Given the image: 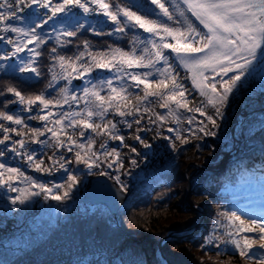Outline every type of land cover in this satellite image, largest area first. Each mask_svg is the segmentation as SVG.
<instances>
[{
  "label": "bare ground",
  "instance_id": "obj_1",
  "mask_svg": "<svg viewBox=\"0 0 264 264\" xmlns=\"http://www.w3.org/2000/svg\"><path fill=\"white\" fill-rule=\"evenodd\" d=\"M171 6H174L176 3L180 4V7L185 10V16L187 20L192 23V25L197 28L201 33H207V29L204 28L202 24L194 17L191 12L186 10V6L180 0H166ZM0 2H2L0 0ZM61 2V0H52V5ZM145 5L152 6L155 9H159L156 4H153L151 0H141ZM162 3V2H160ZM88 6L91 9L90 12L85 13L83 9L80 8H70L67 13H58L56 17H53L48 21V23L41 29L37 28L39 35L42 32H45L49 35L53 34H64L65 28L72 24L83 23L84 25L89 24L91 29L103 28L110 29L114 27L115 22L107 15L104 14L105 10L100 9L98 5L93 4L88 0ZM31 11L35 15L32 17L34 21L40 22L46 19L48 16H51V11L49 9L40 7L39 5H34L31 9H25V12ZM108 11H110L108 9ZM23 16L24 13H21ZM92 15V16H90ZM139 15V14H137ZM141 16V15H140ZM143 17V16H142ZM182 23H184V18L181 17ZM138 30L139 41L138 48L131 53L135 55H146L144 52L145 48L152 50V45L149 41H155L156 43L161 42V36H164V42L175 43V41L164 33H159L153 35L151 33L145 32L144 29L140 28L135 24L134 21H131ZM10 23L15 26H23L22 21H10ZM184 28L186 25L184 23ZM0 36H4L5 39L0 41V65L8 67L11 64H16L22 67L26 63H31L35 59V52L37 45L35 43L27 44V47L23 51L12 55L15 51L12 44H8V38H11L15 43H27V38L20 36L18 37L16 33H2ZM198 39V37H197ZM30 49L34 51H30ZM168 59V64L171 65L173 70V75L176 76L177 82L183 85L185 91V99L189 104V107L195 109L197 107L206 111L207 114L214 115V109L207 104L206 98L200 95V92L192 84V76L188 70H186L179 62L177 54L172 52L170 49H161ZM113 56V50L109 53H80L79 60L75 59L77 71H72L68 67L67 61L65 62L64 68H61L60 63V77L59 80H64V77L67 76L69 81L63 84V88L67 89L68 101L66 102L68 106H62L65 102L63 101L62 93L56 98V100H61L60 105H51L48 109H45L43 105L37 106L32 105L31 111H29V106L27 104H21L18 101V98L12 94V102L15 106L19 108V114L22 119L25 120L27 127L23 125H15L7 121L0 120V124L9 129H17L21 135H17L16 132L9 131L7 135L11 137V144L9 146L0 145V150L5 151L3 158L4 164L6 167L19 169L23 176L17 175L11 181V187L18 189L21 186L22 189H29L32 192H38L39 195H35L34 198H29L28 205L18 208H5L0 204V243H4L5 240L12 233L18 229L20 225L24 223L27 218L25 216L30 215V210H41L47 211L54 203H61L63 200L52 199V195H63L67 190L68 176L74 175L80 181L75 187H73L69 195L82 192L84 189L91 185L93 179H99L102 181H107L110 187L115 193L120 195L122 199L127 197L128 190L133 187L137 179L139 181L147 182L151 180L150 176H155L160 168H163L169 159H172L173 155L178 153L180 150L185 149L190 142H193L197 148L208 147L216 151H221V142L225 139H230L231 145L227 147L226 154L227 159L224 161V165L231 163L235 157L233 154L236 151L243 149L244 135L243 124L237 123L244 116L255 115L258 111H264V62L257 63L253 62L254 67L250 68L248 72L244 74L241 80L238 82L237 87L233 89V92L229 94L226 104L221 108V114L219 116L214 115L216 120V127H213L208 121L206 116L200 115L196 111H188L185 108H177L174 103H170L168 108L160 107V104L163 102L159 97H149L148 100L144 101L141 104V111L139 113L133 110L132 115L121 116L116 110L115 106L110 107L105 114L104 120H101L99 117H93L94 123H107L112 121L116 124V128L113 130L114 135L122 136L124 138L123 143L120 140L112 139L108 135H98L92 129H82L78 126L67 127L70 124L72 117H66L63 121L65 127V132L73 136V139L77 143H82L87 145L89 140H93L94 144L92 146V151L97 154L98 157V166L89 169L86 164L76 162L75 153L76 151H85L82 149L76 148L74 144H70L67 140V135L64 133H59V139L64 141V145L60 146L57 144L56 137L52 136V133L47 131L49 128L59 129V125H55L54 121L61 117V114L83 112L85 108V99L84 89L91 88L93 85L97 86V91H100L102 96L111 95V91L107 86V81H112V86L120 89L126 88L127 93L131 94L132 102L135 103L134 97L137 95H143L144 86L141 84L138 87L135 84V81L130 79V76L133 74L142 75L144 72H151L152 75L148 77L150 81H157L164 79V76L161 75V72L167 67L164 61L161 60L155 63L154 67L145 69V68H128L127 65H121L119 61V56L117 55V60L114 61L115 66H110L107 69L97 68L94 65L93 58L96 59H105L111 60ZM7 57V58H3ZM76 57V58H77ZM264 61V57L260 58ZM72 61V60H71ZM81 65H86L90 67V71L84 72L81 68ZM19 71V68H17ZM25 75L32 72H21ZM209 80L213 83H216L218 90L222 91L221 82L228 80L232 75L236 73H229L228 76L216 75L211 71L205 73ZM169 85L171 81H167ZM72 97H76V100H73ZM94 99V98H93ZM38 103V102H37ZM115 105V102H114ZM148 107L151 109L150 112H144L143 108ZM121 109L124 111L131 110V104L125 108L121 105ZM169 109H172L175 112V115L179 117V122L169 115ZM51 112L52 115L48 117L47 120L33 119L31 117L45 116L48 112ZM157 114L165 117L163 121L157 119ZM86 118V117H85ZM79 120L80 117H75ZM139 120L140 123L137 124L135 121ZM150 120L159 121L157 128L153 129L150 125ZM191 120V123H189ZM29 121L38 122L41 124V127L36 128L42 130L44 133L42 136H36L41 141L36 143L38 140L28 139L32 142H24V147L20 148L21 152L11 151L13 147L17 149L16 142L19 140L24 141V133L26 130L30 131L35 129ZM203 122V124H201ZM131 124V127L128 126V129L124 125ZM206 125L210 131L215 132L214 136L205 135L203 132L199 131V128ZM179 131V134L188 139V143H182L181 140L176 139L177 132L179 128L182 129ZM169 128H175V131H169ZM81 131L84 132V135L81 136ZM143 131L144 138L143 143L140 141L135 142V137L140 135ZM5 133L3 129L0 128V139H3ZM45 143L46 146H43ZM36 143V145H35ZM101 144H105L106 147L102 148ZM149 145L145 147L144 145ZM69 147L72 148V151H69ZM135 148L136 151L133 152L132 149ZM18 150V149H17ZM32 152V159L34 161L46 160L50 158L51 160L61 162L64 164V167L48 164L49 168L47 169L44 165H40L38 170L32 159H29V152ZM115 150L119 153L120 161L123 163V167L120 168L117 163L114 162L115 158L113 156H104V152H112ZM240 161L243 164L248 163V159H252V162L257 160L264 162V150H260L257 154H249L246 157H240ZM6 159V160H5ZM135 160L136 163L132 164V161ZM149 160V161H148ZM148 162V164H147ZM251 162V161H250ZM1 163V162H0ZM112 163V167L109 168L108 164ZM257 163V162H256ZM2 171V170H0ZM7 175V174H6ZM120 177V183L118 184L115 180V177ZM29 181H35V184H29ZM39 184H44L47 188H51L52 192L47 193L40 190L37 186ZM54 185H64V187H54ZM123 185V187H121ZM19 194V191H11L8 185L0 184V199L6 198L7 196L12 198L15 195Z\"/></svg>",
  "mask_w": 264,
  "mask_h": 264
},
{
  "label": "snow or ice",
  "instance_id": "obj_2",
  "mask_svg": "<svg viewBox=\"0 0 264 264\" xmlns=\"http://www.w3.org/2000/svg\"><path fill=\"white\" fill-rule=\"evenodd\" d=\"M91 3L98 5L100 9L105 10L104 14L109 16L114 22H118V16L120 13L129 21H134L136 25L144 29L145 32L151 33L153 35L164 33L170 36L175 43L164 42V36H161V42L156 43L155 41H149L152 45V50L148 48L144 49L146 55H135V53L124 52L121 49H114L113 56L111 60L96 59L93 58L95 67L107 69L110 66L114 67V61L117 60V55L119 56V63L121 65H127L128 68L138 67L149 69L154 67L155 63L163 60L167 67L161 72L164 79L157 81H150L148 77L152 75L151 72H144L142 75L133 74L130 76L132 81H135L136 86H144L143 95H137L134 97L135 103L132 102L131 94L127 93L126 88L117 89L112 86V81H107V86L111 91V95L105 97L97 91V86L93 85L91 88L84 89L85 108L83 112L67 113L61 114V117L54 121L55 125H59V129L49 128L47 131L52 133L53 137H56L57 144L60 146L64 145V141L59 139V133H64L67 135V140L70 144H74L76 148L85 150L83 152L76 151L75 158L76 162L84 163L89 169L98 166L97 154L92 151V146L94 144L93 140H89L88 144L77 143L73 139L72 135L65 132V125L63 123L66 117H72L70 124L67 127L78 126L82 129H92L98 135H108L112 139L120 140L123 143L124 138L122 136L114 135L113 130L116 128V124L112 121L107 123H94L93 117H99L104 120L105 114L110 107L115 106L116 112L121 116L132 115L133 110L137 113L141 111V104L148 100L149 97H159L161 101L160 107L168 108L170 103H174L177 108H185L188 111L199 112L200 115L206 116L207 121L216 127V120L214 115L219 116L221 114V108L226 104L228 96L233 92V89L237 87L238 82L244 76L250 68L254 67L253 62L257 63L264 62L260 58L264 57V0H182L183 4L186 5V10L191 12L193 16L207 29V33H201L197 28H195L191 22L187 20L185 16V10L180 7L179 3H176V11L180 17L184 18V23L186 28H175L170 27L166 23L158 22L157 20H148L135 12L130 11L128 8H118L117 12L108 11L110 5L105 3L104 0H90ZM153 4H156L161 10L163 16L167 17L168 20H173V14L169 12L168 8L165 7L160 0H151ZM34 5H39L40 7L49 9L51 11V16L46 19L37 22L32 19L35 15L31 11L25 12V9H31ZM80 8L83 9L85 13L91 11L88 6V0H61V2L52 5V0H2L0 2V32L2 33H16L18 37L23 36L27 38V43L21 41V43H15L11 38H8L7 43L12 44L15 51L12 55L23 51L27 44L35 43L37 47L43 44L44 39L38 34L37 28H43L50 19L56 17L58 13H67L70 8ZM21 13H24L22 16ZM22 21L23 26H15L10 23V21ZM78 28H83L84 24H77ZM123 28L118 29V31H123ZM65 34L68 36H74L75 31L65 30ZM198 37V39H197ZM5 39L4 36H0V41ZM162 48L170 49L172 52L177 54L180 64L192 74V84L197 88L202 97L206 98L207 104L214 109V115L207 114L206 111L197 107L195 109L189 107L188 102L185 99V89L183 85L177 82L176 76L173 75V70L171 65L168 64V59L165 57ZM30 51H34L30 49ZM55 51V49H53ZM39 55V53H35ZM7 58V57H3ZM77 60L80 57L76 58ZM60 66L64 68L66 58L59 57ZM68 67L72 71H77L75 63L71 60L67 61ZM9 70L16 71L19 68L20 72H32L39 75L36 68L32 66L31 63H26L22 67L11 64L8 66ZM84 72L90 71V67L86 65H81ZM211 71L216 75L228 76L229 73H236L232 75L228 80L221 82L222 91L218 90L216 83L209 80V77L205 74ZM68 77L65 76L64 79ZM56 79L55 74L53 75V80ZM171 81V84L167 81ZM52 85H49L51 87ZM9 92L13 93L17 98L19 103L27 104L29 106V111H31L32 105H43L45 109H48L51 105H60L61 100L48 99L44 94L35 95L33 97H25L19 91L14 88H9ZM68 90L62 89L61 93L63 96V101L66 103L68 101ZM89 97L94 98L89 99ZM76 100V97H72ZM38 102V103H37ZM115 102V105H114ZM11 103V102H9ZM131 104V110L124 111L121 109V105L125 108ZM144 112H150L151 109L148 107L143 108ZM52 113L49 111L45 116L31 117L33 119L47 120ZM169 115L173 116L176 122H179V117L175 115L172 109H169ZM75 117H80L79 120ZM86 117V118H85ZM157 119L163 121L165 117L157 114ZM0 120L7 121L15 125L25 124V120L20 116L15 114H9L7 111H0ZM137 124L140 123L139 120L135 121ZM191 123V120H189ZM203 124V122H201ZM131 127V124L128 125ZM0 128L3 129L5 135L3 139H0V145L5 144V141L10 140V136L7 135L9 131L16 132L19 136L21 133L17 129H9L0 124ZM169 131H174V129L169 128ZM200 132L205 135L214 136L216 133L210 131L206 125L199 128ZM33 135L42 136L44 135L39 129H32ZM81 136L84 132L81 131ZM136 140L143 143L140 136L135 137ZM176 139L181 140L182 143H188V139L182 137L179 132H177ZM40 143V141H36ZM16 143L19 144L20 148L24 147V141L19 140ZM145 147L149 145L145 144ZM101 147H106L105 144H101ZM8 149L0 150V156H4L5 151ZM69 151L72 148L69 147ZM11 151L16 152L17 149L13 147ZM133 152L136 151L135 148L132 149ZM105 157L113 156L115 158L114 162L119 165L120 168L123 167V163L120 161L119 153L113 150L112 152L105 151ZM31 160L32 157L29 156ZM43 163V162H41ZM53 163L57 161L53 160ZM136 161L133 160L132 164ZM64 167V164L60 165ZM37 169H40V164L36 165ZM108 167H112V163L108 164ZM0 184L8 185L11 191H19L21 195L13 199L12 203L25 204V202L33 195H39L38 192H32L29 189H16L11 187V181L17 176H23V173L19 169L6 167L4 164L0 163ZM7 174V175H6ZM116 182L120 183V177H115ZM69 183L67 184V190L63 195H52V199L63 200L69 196L70 190L75 187L80 181L75 175L68 176ZM29 184H35V181H29ZM41 191L51 193L52 189L47 188L44 184L37 185ZM54 187H64V185H54ZM123 187V185H121ZM223 217L228 220V229L225 232L226 240L219 236H213L208 240L211 243L213 239L221 240L222 243L231 244L236 250L239 251L241 257L251 258L257 255L256 251H253L254 245L259 246V249H264V222L257 219H251L249 221L242 220L235 212L232 213H222ZM239 222L238 224L236 222ZM219 224V221H217ZM232 229H235L233 232ZM239 233H251L253 235H245L243 237L239 236ZM219 247V245H217ZM260 259L264 261V254H260Z\"/></svg>",
  "mask_w": 264,
  "mask_h": 264
},
{
  "label": "trees",
  "instance_id": "obj_3",
  "mask_svg": "<svg viewBox=\"0 0 264 264\" xmlns=\"http://www.w3.org/2000/svg\"><path fill=\"white\" fill-rule=\"evenodd\" d=\"M125 37L127 39L129 34L125 33ZM79 40L81 36L69 38L68 50L76 48ZM109 40L111 38L103 34V41ZM43 45L46 51L43 53L42 49L37 65L39 75L34 80L0 71V110L4 107L3 93L8 88H18L32 95L43 89L49 75L47 65L51 58L50 50L54 46L52 42ZM255 134L264 142V127L256 128ZM186 164L187 160L180 158L165 174L167 185L159 193H164L166 198L156 201L154 196L138 191L127 208L118 213L117 225L99 211L89 215L73 212L67 220L45 226L41 234L31 235L25 245L2 251L0 264H101L98 254L102 256L107 248H110L109 254L115 260L130 248L144 255L148 264H161L156 260L157 242L169 232L190 229L201 216L200 211L183 207L175 200L183 183L177 177ZM204 177L205 174L199 176L193 183L195 192L191 195V202H196L203 190L210 195L212 206L199 203L204 209L206 225L198 230L197 235H189L188 239L181 241L175 238L166 242L162 247L165 258L170 264H264V261L254 256L241 257L230 243L225 244L216 239L208 243L213 236L227 239L225 232L228 230V220L221 214L234 211L229 207L222 190L227 181L217 180L213 184H201L199 188L198 184Z\"/></svg>",
  "mask_w": 264,
  "mask_h": 264
},
{
  "label": "rangeland",
  "instance_id": "obj_4",
  "mask_svg": "<svg viewBox=\"0 0 264 264\" xmlns=\"http://www.w3.org/2000/svg\"><path fill=\"white\" fill-rule=\"evenodd\" d=\"M2 1V0H1ZM160 2H162L166 8H168L169 12L173 14V20H168L167 17L163 16L162 12H155L153 14H151V16H148V15H143L131 8H128L127 5L125 4H122L120 3L117 7V10L118 8H128L130 11H133L135 12L136 14H139L141 16H143L144 18L148 19V20H157L158 22H163V23H166L168 26L170 27H175V28H181V29H184V23H182V20H181V17L178 15L176 9L174 8V6H171L166 0H160ZM116 10V12H117ZM0 11H2V9H0ZM115 13V12H114ZM119 15H121L127 25L129 27H131V29L133 30V37L131 39V43H130V47L129 48H126L124 49L123 47L119 46V45H116V44H113V43H109V45H106V46H94V44H89L87 43V45H85V47H83L81 50L79 51H76L74 54H72V56H66V55H54V58L52 60V63L50 65V69H51V81L50 83L47 85V87L45 88V91L42 93L46 96V98L48 99H53V100H56V98L59 96V94L61 93V90L64 89L63 88V84L67 83L69 81V79H64V80H59L60 77H58V75L60 74V66H59V57L63 56L66 58V60H72V61H75L76 57L80 55V53L82 54H87V53H96V52H102V53H109V51L111 50H114V49H121L122 51L124 52H128V53H131L132 51L136 50L138 48V44H139V41H137V38H138V30H136L135 26L133 25V23L129 20H127L126 17L123 16L122 13H120ZM116 24L117 22H115L114 24V27L106 30V31H110L111 34L115 35V36H119L120 34V31H118V28L116 27ZM77 25H74L71 23V25H69L68 27L65 28V30L67 31H70L71 28H74L76 27ZM98 29H101V28H97V29H93L94 31H97ZM92 30V29H91ZM92 30V31H93ZM105 30V29H104ZM65 32L64 34H53V35H49L45 32H42V34L40 35L42 38H44L45 40H49V39H53L54 37L57 38L58 41H60L61 39H63L65 37ZM41 45H39L40 47ZM38 49V47H37ZM37 49H36V52L37 53ZM46 51V48L45 46L43 45V53ZM35 58L34 59V62H33V67H35V62H37V58H38V55L35 54ZM0 69H8V67L4 66V65H0ZM36 73H30V74H27L25 76H28V77H33ZM55 74L56 76V79L53 80V75ZM49 85H52L51 87H49ZM12 94L11 92H9L8 90H6V93L4 94V100H2L3 102V106L4 108H6L5 110H2L3 111H7L9 114H15V115H18L20 112H19V108L17 106L14 105V103L12 102ZM24 96V95H23ZM26 98L27 97H31V96H25ZM89 99H92L94 101L93 98L89 97ZM11 102V103H9ZM62 106H68L67 103H64L62 104ZM264 120V111L263 110H259L258 113H255V115H246L244 116V118H242L239 122L237 123H241L243 124V135H244V141H243V149L239 150V151H236L234 154H233V157H235L233 160H231V163L228 164V165H224V161L225 159H227V154H226V149L229 145H231V140L230 139H225L221 142V147H222V150L221 151H216V150H212L210 149L208 146L209 145H206L205 147H201V148H197L195 146V144H193V142H190L188 144V146L185 147V149L183 150H180L178 153L174 154L172 159H169V163H167V165H165L163 168H160L159 171H157L158 173L157 174H161L163 173L164 171L162 170H165L169 167L170 164H172L174 161H176V159L180 158V156H185L186 158L192 160L195 165H196V168L197 169H202V168H205V169H209L212 171V175L209 176L210 179H213L214 177H221V178H224L227 174V172L231 169H235L236 167H240L241 169H243L244 171L246 170H251L252 168H254L252 166V163L250 161H252V159H248V163L246 164H243L242 161H240V157H246L248 156L249 154H256L258 150L262 149V145H259V143H256V141H254V137H251L249 138V136L247 135V131L249 129H251L252 127H254L256 124H258V122H261ZM29 123L36 129V128H39L41 127V124L38 123V122H33V121H29ZM159 125V121L156 120V121H152L150 120V127L155 129L157 128V126ZM126 127V129H128V125H124ZM174 131L176 130L175 128H173ZM184 128L182 127L179 128L178 132L179 131H182ZM42 131V130H40ZM24 142H30L28 141V139H33V141L35 140H38V141H41L38 137H36L35 135H33V132L32 130L28 131L26 130L25 133H24ZM141 139L144 138V135H143V131H141L140 135ZM136 141L138 140H135L134 142V145L136 144ZM32 143V142H30ZM37 143V142H36ZM35 143V145H36ZM253 144L256 145L255 146V150H250L249 149V144ZM11 144V137H10V140L8 141H5V144H3L2 146H9ZM43 144V142H42ZM17 145V151L15 152V155H17V152H21L20 150V146L18 143H16ZM43 146H46V144L44 143ZM47 147V146H46ZM254 148V147H253ZM35 150H32L31 152H29V156L32 155V152H34ZM83 152V151H81ZM201 154L202 157H199L198 159V155ZM56 159V158H55ZM54 159V160H55ZM6 160V159H5ZM4 159L3 158H0V162L3 163ZM32 161L35 163V164H40V165H44L47 169L49 168L48 164H54V165H57L59 166V164H61V162H58L57 163H53V160H51L50 158L46 159V160H41L43 163H41L40 161H34L32 159ZM149 161V160H148ZM148 164V162H147ZM204 164L206 166H204ZM211 165L212 167L209 168L208 166ZM72 175H74V173H72ZM184 174L181 173L180 177H183ZM135 185L133 187H131L129 190H128V199L127 201L130 199L131 197V194L137 190L138 188H145V187H148V188H151V187H154L152 186V184H149V185H145V184H142L141 182H139V180L137 179V181L134 183ZM159 185V184H158ZM156 185V186H158ZM147 188V189H148ZM18 189H22L21 186L18 187ZM182 190L184 192H186V183L183 184V187H182ZM21 195V193L19 192V194L15 195L14 197L10 198V197H6V198H3L0 199V204L1 206L5 207V208H14V207H17L18 208H22L26 205H28L29 201L30 200H27L25 202V204H20L19 202H17L16 204H13L12 201L13 199H15L17 196ZM81 194L79 192H76V193H73L71 195H69L67 198L64 199L63 202L61 203H54L47 211H34V210H30V215L29 216H25V218H27V220L24 221V223L22 225H20L18 227V229H16V231L14 233H12L10 236H8V238L5 240L4 243H0V250L3 249V248H6L8 246H14V247H19V245H21V236H22V232L28 228L29 226L31 225H35L36 223H40V221L46 219L48 221H54L55 217L57 215H61L63 211H66V210H69L70 207H72V205L77 202V203H81L82 207L83 206H86L88 204L80 201L81 199ZM35 195L31 196V198H34ZM176 198V197H175ZM179 199V196H177V198L175 200H178ZM127 201H123L122 204L126 203ZM203 202L205 203H209L208 202V198L205 196L204 199H203Z\"/></svg>",
  "mask_w": 264,
  "mask_h": 264
}]
</instances>
